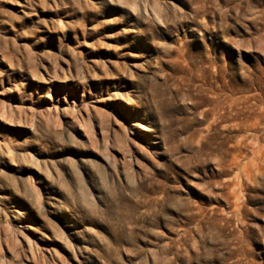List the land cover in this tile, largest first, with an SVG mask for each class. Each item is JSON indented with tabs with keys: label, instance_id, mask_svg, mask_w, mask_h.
Wrapping results in <instances>:
<instances>
[{
	"label": "rangeland",
	"instance_id": "obj_1",
	"mask_svg": "<svg viewBox=\"0 0 264 264\" xmlns=\"http://www.w3.org/2000/svg\"><path fill=\"white\" fill-rule=\"evenodd\" d=\"M0 264H264V0H0Z\"/></svg>",
	"mask_w": 264,
	"mask_h": 264
}]
</instances>
